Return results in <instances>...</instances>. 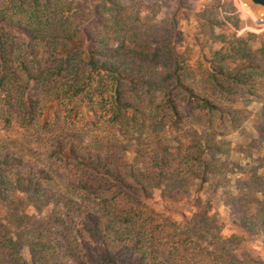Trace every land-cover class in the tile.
<instances>
[{
	"label": "trees",
	"instance_id": "1",
	"mask_svg": "<svg viewBox=\"0 0 264 264\" xmlns=\"http://www.w3.org/2000/svg\"><path fill=\"white\" fill-rule=\"evenodd\" d=\"M142 9L136 0L0 2V123L39 128L70 172L56 181L0 135V200L20 192L33 209L21 219L29 261L0 225V264H264L237 252L245 236L264 241L249 208L237 233L207 239L139 195L166 182L184 193L229 187L218 137L243 113L233 102L264 90V33L262 48L244 41L221 55L236 56L235 67L212 59L193 69L174 23Z\"/></svg>",
	"mask_w": 264,
	"mask_h": 264
},
{
	"label": "rangeland",
	"instance_id": "2",
	"mask_svg": "<svg viewBox=\"0 0 264 264\" xmlns=\"http://www.w3.org/2000/svg\"><path fill=\"white\" fill-rule=\"evenodd\" d=\"M136 1L154 21L174 23L176 31L180 32L176 49L193 69L198 63L206 67L207 61L212 59L235 67L240 62L236 56L220 59L221 55L231 54L232 47L244 41L253 50L263 46L264 21H258L241 0ZM4 30L15 40L26 39L14 29L5 27ZM232 106L243 113L218 137L223 151L219 159L225 163L231 181L227 189L207 188L184 193L178 186L166 182L148 193H139L149 206L172 222L185 224L207 239L220 237L225 240L237 233L244 208H249L248 214L252 211L251 215H256L260 226L264 225V90L239 96ZM37 132L39 128L21 130L12 125L8 129L0 123V135L10 138L25 159L50 170L56 181H62L70 174L69 167L65 166V170L63 164L58 166L41 132L39 135ZM22 197L23 194L17 192L11 198L0 200V225L15 241L17 253L29 261L21 219L23 215L33 214V209L25 199H20ZM238 242L239 256L264 259V241L250 235Z\"/></svg>",
	"mask_w": 264,
	"mask_h": 264
},
{
	"label": "water",
	"instance_id": "3",
	"mask_svg": "<svg viewBox=\"0 0 264 264\" xmlns=\"http://www.w3.org/2000/svg\"><path fill=\"white\" fill-rule=\"evenodd\" d=\"M242 3L253 13L255 16V13H264V0H241ZM258 21H264L261 20L258 16H255Z\"/></svg>",
	"mask_w": 264,
	"mask_h": 264
},
{
	"label": "bare ground",
	"instance_id": "4",
	"mask_svg": "<svg viewBox=\"0 0 264 264\" xmlns=\"http://www.w3.org/2000/svg\"><path fill=\"white\" fill-rule=\"evenodd\" d=\"M255 16H258L261 20H264V13H255Z\"/></svg>",
	"mask_w": 264,
	"mask_h": 264
}]
</instances>
